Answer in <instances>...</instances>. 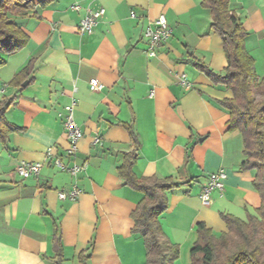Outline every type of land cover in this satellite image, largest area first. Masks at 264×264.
I'll return each instance as SVG.
<instances>
[{"label":"crops","instance_id":"1","mask_svg":"<svg viewBox=\"0 0 264 264\" xmlns=\"http://www.w3.org/2000/svg\"><path fill=\"white\" fill-rule=\"evenodd\" d=\"M229 4L248 33L245 46L262 80L264 0ZM101 8L105 15L93 34H78L86 10ZM161 15L172 35L149 58L144 32ZM12 18L29 43L0 67L16 61L0 76V90L6 88L0 100H13L6 118L22 129L7 143L0 141V264H55L57 230L65 264H78L81 252L90 255L87 264L146 263L144 240L133 234L132 219L143 195L118 173L123 154L133 150L125 124H132L140 143L135 175L171 178L179 186L167 193L169 207L160 217L165 235L180 249L174 264H191L198 224L219 238L227 230L221 214L241 220L255 214L262 201L253 186L256 172L241 169L242 135L228 131L229 112L218 104L232 95L199 67L223 75L228 66L202 0H54ZM30 60L36 63L29 85L11 86ZM92 79L104 85L102 92L90 91ZM73 101L84 134L75 161L87 164L85 172L75 178L46 162L38 177L21 179L15 173L20 164L43 161L47 148L65 154L64 108ZM221 169L225 190L203 206L200 194L210 174ZM74 185L81 196L59 200L58 192Z\"/></svg>","mask_w":264,"mask_h":264},{"label":"trees","instance_id":"2","mask_svg":"<svg viewBox=\"0 0 264 264\" xmlns=\"http://www.w3.org/2000/svg\"><path fill=\"white\" fill-rule=\"evenodd\" d=\"M54 0H0V53L13 56L24 50L29 37L12 17L37 8L45 9ZM202 6L210 11L211 28L223 42L228 66L223 75L215 74L204 66H199L216 85H222L232 97L218 104L229 112V132H239L243 138L245 162L242 170H254V189L261 196V206L247 220L221 214L226 232L219 238L204 223L197 226L198 240L191 250V264H264V78L258 80L255 61L246 49L248 33L238 15L231 11L229 0H202ZM36 13L33 14L35 16ZM36 17V16H35ZM35 60L15 75L10 85L21 88L35 69ZM5 60L0 62V67ZM259 94L261 100H257ZM13 100H0V141L7 143L12 133L22 129L12 126L6 113ZM133 142V150L123 154V164L118 173L123 183L143 195L142 201L132 213L135 223L133 234L144 240L145 264H174L179 259V246L172 244L161 226L160 217L167 212V193L179 186L173 179L158 177L138 178L133 168L138 160L139 140L132 124H125ZM57 253L55 264H65L61 233H55ZM90 255L81 252L78 264H87Z\"/></svg>","mask_w":264,"mask_h":264},{"label":"built area","instance_id":"3","mask_svg":"<svg viewBox=\"0 0 264 264\" xmlns=\"http://www.w3.org/2000/svg\"><path fill=\"white\" fill-rule=\"evenodd\" d=\"M74 11L79 12L81 7L75 5L72 7ZM105 15V9L86 10L85 17L81 20L77 27V32L80 35H91L95 31L99 20ZM131 18L137 19V15L131 12ZM172 31L168 25L167 19L164 15L159 16L156 20L151 22L144 32V39L147 43L146 54L149 58L157 56V50L166 44L171 38ZM183 84L187 85L185 77H183ZM90 91L93 93L102 92L104 85L97 79H92L89 83ZM6 88L0 90V97L5 94ZM76 91V90H74ZM76 101L67 105L64 108V129L68 139V147L64 155H59L55 147H49L45 151V159L41 162H23L16 169L15 173L23 180H28L33 177H38L46 162H49L61 171L69 173L72 177H78L85 172L87 164H79L75 161L79 151V144L82 141L84 134L81 128L76 123L75 119ZM94 145L100 144V139L94 140ZM64 159L70 161L66 164ZM227 174L224 170H219L210 174L207 185L203 188L200 194V200L203 206H209L212 203V196L215 192L222 193L225 190V181ZM82 194V190L77 186H72L69 190H62L58 192V198L61 201H76Z\"/></svg>","mask_w":264,"mask_h":264},{"label":"rangeland","instance_id":"4","mask_svg":"<svg viewBox=\"0 0 264 264\" xmlns=\"http://www.w3.org/2000/svg\"><path fill=\"white\" fill-rule=\"evenodd\" d=\"M8 58L9 57H7L5 54L0 53V62H2L3 60L8 62ZM15 62H16L15 59H12V61H10V63H9V67L7 69H5V70L0 69V76L1 75L6 76L7 73L9 72V70L11 69V67L15 64ZM256 97H257L256 98L257 100H261V97L259 94H256Z\"/></svg>","mask_w":264,"mask_h":264},{"label":"water","instance_id":"5","mask_svg":"<svg viewBox=\"0 0 264 264\" xmlns=\"http://www.w3.org/2000/svg\"><path fill=\"white\" fill-rule=\"evenodd\" d=\"M29 85V81H26L24 84H23V87H27ZM202 141V140H201Z\"/></svg>","mask_w":264,"mask_h":264}]
</instances>
